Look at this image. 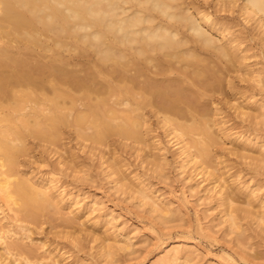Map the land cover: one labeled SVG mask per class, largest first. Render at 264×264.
Wrapping results in <instances>:
<instances>
[{
    "label": "bare ground",
    "instance_id": "6f19581e",
    "mask_svg": "<svg viewBox=\"0 0 264 264\" xmlns=\"http://www.w3.org/2000/svg\"><path fill=\"white\" fill-rule=\"evenodd\" d=\"M235 11L250 22L251 36L264 38V0H0V200L12 219L22 222L27 238L33 240L31 232L41 227L49 208L58 213L57 206L64 205L81 218L78 201L64 197L54 176L17 168L29 148L28 135L62 157L64 124L79 149L108 163L116 184L134 187L142 200L167 212L139 176L129 179L118 154L131 150L142 164L161 166L154 150L164 146L152 134L155 122L176 149L180 167L190 165L212 177L230 228L238 227L229 207L241 185L229 188L225 173L212 167L216 128L227 122L216 94L232 95L237 115L252 118L263 113L264 102L250 100L254 84H239L262 78L246 61L242 32L226 19H234ZM226 12L229 17L220 14ZM219 134L243 151L258 143L225 130ZM103 147L117 155L112 162ZM260 147L256 159L264 162ZM59 163L65 166V158ZM64 221L70 224L67 217ZM9 231L0 223L1 264H51L46 258L62 264L60 249L40 256L23 241H8ZM114 247L102 244L103 254L111 255ZM179 252L171 247L162 264H183L187 257Z\"/></svg>",
    "mask_w": 264,
    "mask_h": 264
},
{
    "label": "rangeland",
    "instance_id": "374dc122",
    "mask_svg": "<svg viewBox=\"0 0 264 264\" xmlns=\"http://www.w3.org/2000/svg\"><path fill=\"white\" fill-rule=\"evenodd\" d=\"M208 9L214 10L213 6ZM220 14L229 17L230 13ZM233 16L234 19H226L234 24L232 30L242 32L244 45L249 48L246 61L255 69L254 74L262 78L258 83L249 80L239 84H254L255 95L250 100L264 102L263 35L251 36L250 22H244L237 11ZM216 96L221 99L218 103L221 119L227 122L216 128L218 136L212 153L222 162L214 157L212 167L225 173L229 188L241 185V191L231 194L229 207L238 227L230 228L226 206L218 201V186L212 187V177L190 165L180 167L176 149L166 141L155 122L152 134L164 146L161 151L154 150L161 154V166L154 170L151 164H142L131 150L118 149V154L129 179L139 176L167 212H160L142 200L134 187L116 184L115 175L109 174L108 163L102 164L103 159L89 153L87 148L79 149L72 128L64 124L60 128L63 138L59 147L65 166L59 163L62 160L59 154L53 155L39 138L28 135L29 148L20 156L17 168L21 172L32 170L37 175L54 176L64 197L78 201L76 212L81 218L64 205L57 206L58 213L49 208L44 211L41 227L33 228L31 241L20 226L22 222L14 221L6 202L0 200L4 210L0 212V223L10 230L5 233L10 235L8 241H23L40 256H48L51 249H60L62 264H162L161 257L173 246L187 257L180 260L183 264H264V219L258 218L264 214V162L256 159L260 146H264V111L256 118L237 115L232 95ZM223 130L258 143L243 151L244 147L219 134ZM66 147L74 154L66 153ZM103 150L109 162L117 156L109 154L105 147ZM72 160H77L78 166ZM251 195L253 199L249 200ZM66 217L69 225L64 221ZM38 240H46L47 246ZM104 243L115 246L111 255L103 254ZM45 260L55 264L49 258ZM15 263L20 264V260Z\"/></svg>",
    "mask_w": 264,
    "mask_h": 264
}]
</instances>
